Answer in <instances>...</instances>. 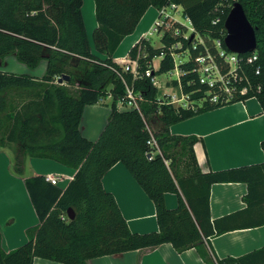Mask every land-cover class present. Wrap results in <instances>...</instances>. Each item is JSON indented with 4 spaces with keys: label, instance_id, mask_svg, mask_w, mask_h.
Instances as JSON below:
<instances>
[{
    "label": "trees",
    "instance_id": "1",
    "mask_svg": "<svg viewBox=\"0 0 264 264\" xmlns=\"http://www.w3.org/2000/svg\"><path fill=\"white\" fill-rule=\"evenodd\" d=\"M171 1L181 5L183 15L205 37V43L196 41L194 47L193 38L168 30L161 36L163 46L154 47L141 37L128 51V59L138 61L139 75L133 77L132 72L124 70V64L113 58V53L149 6L160 8ZM223 1L235 0H94L97 26L93 39L97 52L104 54L101 57L91 51L82 0H0V58L14 53L29 68L45 60L41 77L0 70V146H15L16 173H21L26 153L52 158L75 169L64 188L42 174L24 179L39 223L27 229L25 243L8 251L1 246L0 231V264H33L34 256L62 264H86L90 257L162 242H171L177 250H183L233 228L227 221L238 212L211 220L210 185L247 181L250 191L245 198L251 202L254 189L264 178V162L203 172L193 150L196 135H175L168 129L171 123L198 112L251 96L259 99L264 110V0H239L256 28L259 58L241 64L242 78L232 97L212 102L207 85L199 82L194 56L205 47L216 53V38L225 47L224 19L231 6L221 5ZM216 16L219 21L212 23ZM179 40L190 51L189 58L180 64L182 90L190 100L202 102L196 107L167 103L151 75H145V69L152 68V58L162 51L153 74L173 67L167 46ZM139 44L143 48L140 54ZM258 65L260 73L255 72ZM63 74L68 78L57 82L56 76ZM124 81L141 95L139 109L117 107L118 98L125 93ZM171 83L177 84L175 79ZM245 86L248 90L241 93L240 88ZM108 94L112 101L106 123L99 136L90 140L79 129L84 106ZM153 114L163 127L151 132L147 118ZM152 136L157 146L148 142ZM117 161L125 164L153 200L158 230L131 231L113 194L103 188L101 176ZM167 191L178 196L174 208L165 205ZM68 207L75 212L72 219L66 216ZM262 223L264 219L258 224ZM212 252L202 254L216 264H247L249 259L248 264H264V246L237 258H219Z\"/></svg>",
    "mask_w": 264,
    "mask_h": 264
},
{
    "label": "crops",
    "instance_id": "2",
    "mask_svg": "<svg viewBox=\"0 0 264 264\" xmlns=\"http://www.w3.org/2000/svg\"><path fill=\"white\" fill-rule=\"evenodd\" d=\"M85 5V0H82L81 11L90 48L94 52L95 44L91 41V29L86 23ZM91 8L95 12L94 0ZM156 16L157 8L149 6L133 32L125 35L115 49L113 58L117 62L127 61L130 47L141 37H145L150 42V37L154 34H148V32ZM141 47L142 45L139 44L138 54L143 52ZM98 54L104 57V54ZM155 57L151 61L153 69L158 68L154 62ZM0 62L2 64L0 70L30 73L36 77H41L45 71V60H41L36 67L29 68L18 61L14 53L1 58ZM155 85L159 90L160 86L157 83ZM166 87L176 86L170 84ZM108 100L111 103L110 94L96 103L84 106L79 129L86 138L95 140L99 136L110 112ZM149 120L158 121L155 126H151L150 121L147 122L149 131L163 127V122L156 114H153ZM168 129L175 135H196L193 150L197 164L203 172L264 162L262 146L264 110L256 96L198 112L171 123ZM14 147L13 143L0 146V231L1 246L6 251L25 243L28 240L27 229L39 223L24 179L33 175L45 176L47 173H52L61 178L56 185L64 188L75 172L74 168L55 159L26 153L22 171L16 173L13 169ZM101 184L105 190L113 194L131 231L143 233L158 230L153 200L123 162L113 163L101 176ZM249 191V183L242 180L218 181L210 185L211 220L234 212L238 214L234 219L227 221V224L233 228L208 236L207 240L199 243V246L177 250L171 242H162L150 247L90 257L86 259V264H216L202 254L204 251L210 255L214 251L219 258L245 256L264 246V223L258 224L264 219V178L254 189V198H251V202L245 198ZM258 200L259 203H257ZM164 201L168 208H174L178 204V196L175 192L167 191L164 194ZM249 262L250 259L247 260V264ZM33 264L62 263L42 256H34Z\"/></svg>",
    "mask_w": 264,
    "mask_h": 264
},
{
    "label": "built area",
    "instance_id": "3",
    "mask_svg": "<svg viewBox=\"0 0 264 264\" xmlns=\"http://www.w3.org/2000/svg\"><path fill=\"white\" fill-rule=\"evenodd\" d=\"M219 16H216L212 19V23H217L219 21ZM186 20L187 23L184 21ZM171 31L172 34L181 35L184 38H194L193 46L197 45V42H202V38L199 33L196 32L190 18L186 15H183V10L181 5L171 1L166 5L157 8V16L153 22L151 29L148 34H157L159 35V46H163L161 42V36L165 31ZM190 32V33H188ZM197 36L198 39L195 40ZM197 41V42H196ZM213 44L216 47V53L210 52L208 47H205L204 51L200 50L196 56H194V61L196 63L195 70L198 72L199 82L204 83L208 87V99L212 102L217 101H227L232 94L237 90L236 83L241 80V75L239 71L242 70L241 64L243 62H254L259 58V53L257 48L253 51L239 53L236 51L229 50L226 46L223 47L221 40L216 38L213 40ZM169 55L172 57L173 67L168 71L175 79L177 84L175 85L178 89L179 95L176 93H166L167 99L164 100L167 103H176L180 102L178 105L181 107H188L189 103H192V100L189 99L187 93L182 90L180 76L182 70L180 64L185 62L187 59L183 60L181 54L184 52L189 53L188 47H183L182 42L176 41L167 46ZM164 51L159 55L163 56ZM124 70L132 72L133 77L139 75L138 71V61L137 59H127L124 63ZM225 67V69H222ZM260 66L258 65L255 69L256 73H260ZM145 75H151L152 82L156 83L155 75L151 67L145 69ZM61 75L56 76V80ZM125 82V81H124ZM248 87L240 88V92H246ZM141 95L134 91L133 86L125 82V93L122 97L117 100V107L119 109H125L134 107L139 109V100ZM197 102V100H195ZM193 106V105H192ZM151 145L157 146L155 138L152 136L148 141ZM45 178L53 184H56L61 180L58 175L47 173ZM67 216V214H66Z\"/></svg>",
    "mask_w": 264,
    "mask_h": 264
},
{
    "label": "water",
    "instance_id": "4",
    "mask_svg": "<svg viewBox=\"0 0 264 264\" xmlns=\"http://www.w3.org/2000/svg\"><path fill=\"white\" fill-rule=\"evenodd\" d=\"M224 27L226 30L224 44L229 50L243 53L257 48L256 28L239 0L233 1L224 19ZM67 78L68 75L63 74L57 79V82H62ZM74 214L73 208L68 207V218L72 219Z\"/></svg>",
    "mask_w": 264,
    "mask_h": 264
},
{
    "label": "rangeland",
    "instance_id": "5",
    "mask_svg": "<svg viewBox=\"0 0 264 264\" xmlns=\"http://www.w3.org/2000/svg\"><path fill=\"white\" fill-rule=\"evenodd\" d=\"M92 2H93V0H85V3H86V5H85V10H84V13H85V15H86V23H87V26H88V28H90L91 29V37H92V39H91V41H93V43H94V39H93V30H94V28L97 26V25H95V23H96V18H95V12L94 11H92V8H91V5H92ZM221 5H232V3L230 2V1H223V2H221ZM186 23H187V21L186 20H184ZM188 33H190V32H188ZM159 35H157V34H154V35H152L151 37H150V42H151V44H153V45H159L160 44V41H159ZM200 37L202 38L201 40H202V42L203 43H205V37L204 36H201L200 35ZM206 38H208V35L206 36ZM196 39H198L197 38V36L195 37V40ZM193 40H194V38H193ZM94 52H97L96 51V47H95V45H94ZM190 55H189V53H187V52H184V54H181V56L180 57H182V59L183 60H185V59H187V57H189ZM1 59V58H0ZM159 60H160V57L159 56H156L155 57V59H154V62H155V65H156V68L158 67V64H159ZM153 62V63H154ZM119 63H121V62H119ZM121 64H123V63H121ZM0 66H2V64H1V62H0ZM1 68V67H0ZM172 75L168 72V71H165V72H160V73H157L156 75H155V81H156V83L160 86L159 87V95L160 96H163V98H165V99H167V97H166V93H173V92H175L177 95H179V93H178V89H177V87H166L167 85H170V84H172L171 83V81H172ZM64 83V82H63ZM77 86V84H75V87ZM166 91V92H165ZM109 101V100H108ZM109 103H110V101L108 102V105H109ZM180 102H176V103H174V105L175 106H179L178 104H179ZM201 101H198L197 100V103H195V101H192V103H189V106H191L192 107V105H193V107H196V106H199V105H201ZM148 119V121L147 122H149L150 120H149V118H147ZM155 119V118H154ZM150 124H151V126H155L156 124H158V121H154V120H151L150 122H149Z\"/></svg>",
    "mask_w": 264,
    "mask_h": 264
}]
</instances>
